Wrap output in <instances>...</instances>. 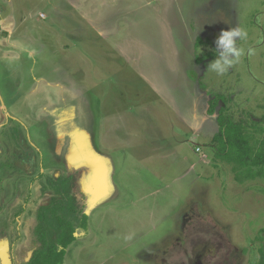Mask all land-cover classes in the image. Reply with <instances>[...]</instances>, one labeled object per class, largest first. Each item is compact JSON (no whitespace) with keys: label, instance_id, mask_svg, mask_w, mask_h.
<instances>
[{"label":"rangeland","instance_id":"374dc122","mask_svg":"<svg viewBox=\"0 0 264 264\" xmlns=\"http://www.w3.org/2000/svg\"><path fill=\"white\" fill-rule=\"evenodd\" d=\"M210 95L264 127V0H0V264L57 249L58 218L65 264H259L264 175L214 159Z\"/></svg>","mask_w":264,"mask_h":264},{"label":"trees","instance_id":"16d2710c","mask_svg":"<svg viewBox=\"0 0 264 264\" xmlns=\"http://www.w3.org/2000/svg\"><path fill=\"white\" fill-rule=\"evenodd\" d=\"M211 45L210 41L197 39L195 48L200 45ZM215 53L206 52L202 58H213ZM202 58L196 56L197 63L202 62ZM212 96V95H210ZM213 97V98H212ZM208 103L207 113L213 115L219 102L223 101V105L218 107V132L212 138L213 146L216 147L214 153L215 160L220 162H228L232 165V170L235 172V178L242 180V178H256L257 176L264 175V127L258 125V122H251L250 127L246 124L245 120L234 121L232 117L226 112L227 104L226 99L221 96L214 95ZM253 128V132L262 135L258 140H254L253 132H247V130ZM255 128V129H254ZM57 222L61 227L67 226L68 232H63L60 235L59 243L66 246L68 243L74 240L72 233V227L69 224L58 218ZM260 261L259 264H264V250L260 249ZM64 255V251L51 250V262L50 264H56L61 261ZM49 256V257H50Z\"/></svg>","mask_w":264,"mask_h":264},{"label":"clouds","instance_id":"9594fccd","mask_svg":"<svg viewBox=\"0 0 264 264\" xmlns=\"http://www.w3.org/2000/svg\"><path fill=\"white\" fill-rule=\"evenodd\" d=\"M247 39V32L243 28L233 27L223 30L216 38L217 56L209 64V68L217 74H224L242 55L237 47V40Z\"/></svg>","mask_w":264,"mask_h":264},{"label":"flooded vegetation","instance_id":"af4514ba","mask_svg":"<svg viewBox=\"0 0 264 264\" xmlns=\"http://www.w3.org/2000/svg\"><path fill=\"white\" fill-rule=\"evenodd\" d=\"M61 219H63V218H61ZM63 220L66 222V224H69L70 225V228L72 227L69 221H66L65 219H63ZM68 231H69V228L67 226L61 227V234L63 232H68ZM72 233H73V235H75V229L74 228H72ZM73 243L74 242L72 241V242L68 243L66 246L62 245L61 243H58L59 244V247L57 249H54V248H50V249L49 248H46L45 252L39 253V256L36 257V259H34V261H32L30 264H50V262H51V256H50L51 250H56V251L62 250V251H64V255H63L62 260L61 261H58L56 264H60V263L61 264H63V263L65 264L67 252H68L71 244H73ZM201 254H197L198 256L196 257V259H195V261H194L193 264H203L202 261L200 260V255Z\"/></svg>","mask_w":264,"mask_h":264}]
</instances>
